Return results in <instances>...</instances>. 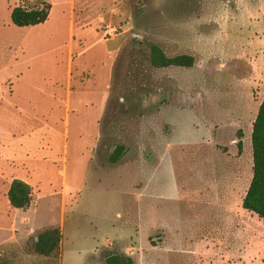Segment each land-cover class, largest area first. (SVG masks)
Here are the masks:
<instances>
[{"label":"rangeland","instance_id":"1","mask_svg":"<svg viewBox=\"0 0 264 264\" xmlns=\"http://www.w3.org/2000/svg\"><path fill=\"white\" fill-rule=\"evenodd\" d=\"M45 1L46 22L17 27L12 9L37 1L0 0V262L264 264V219L241 199L264 0ZM151 46L194 65L155 68ZM14 179L27 209L9 204ZM52 228L60 247L44 257L35 242Z\"/></svg>","mask_w":264,"mask_h":264},{"label":"trees","instance_id":"2","mask_svg":"<svg viewBox=\"0 0 264 264\" xmlns=\"http://www.w3.org/2000/svg\"><path fill=\"white\" fill-rule=\"evenodd\" d=\"M24 2L26 0H18ZM36 6L26 9L16 6L11 11V21L17 27H30L47 21L51 5L45 0H36ZM151 64L155 68L168 67L191 68L194 65V57L179 55L167 57L157 46L151 47ZM239 140L237 150L240 154L243 150V134L238 132ZM253 175L249 187L242 199L243 209L256 214L264 219V99L258 109L257 116L252 125L251 133ZM122 148L119 147L110 157L112 163L118 162ZM7 199L13 209H27L32 202V189L24 181L14 179L7 192ZM62 235L58 228H52L40 233L35 242V252L44 257L53 255L60 247ZM106 264H135L134 260L125 254L107 252L104 257ZM0 264H6L0 262Z\"/></svg>","mask_w":264,"mask_h":264},{"label":"flooded vegetation","instance_id":"3","mask_svg":"<svg viewBox=\"0 0 264 264\" xmlns=\"http://www.w3.org/2000/svg\"><path fill=\"white\" fill-rule=\"evenodd\" d=\"M152 47V46H151ZM151 47H150V49H149V58H150V62H151ZM158 47V46H157ZM238 137V136H237ZM243 139V138H242ZM238 140H239V138H238ZM238 140H237V142H238ZM237 142H236V146H237ZM243 142V141H242ZM232 144H235V142L233 141L232 142ZM119 147H121L122 148V151H121V156H120V158H119V160L121 159V157H122V155H123V152H124V148L122 147V146H117L116 148H115V150L113 151V153L111 154V156L115 153V151L119 148ZM110 156V157H111ZM118 160V161H119ZM109 161H110V158H109ZM111 162V161H110ZM112 163V162H111Z\"/></svg>","mask_w":264,"mask_h":264},{"label":"crops","instance_id":"4","mask_svg":"<svg viewBox=\"0 0 264 264\" xmlns=\"http://www.w3.org/2000/svg\"><path fill=\"white\" fill-rule=\"evenodd\" d=\"M25 183H26V182H25ZM10 184H11V182H10V183H9V185H8V190H9ZM249 184H250V182H249ZM249 184H248V186H247V188H246L245 192L243 193V196H242V198H241V199H243V198H244V196H245V194H246V191H247V189H248V187H249Z\"/></svg>","mask_w":264,"mask_h":264}]
</instances>
